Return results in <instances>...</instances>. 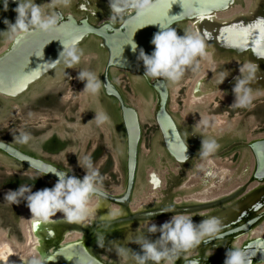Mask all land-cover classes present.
<instances>
[{"label": "rangeland", "instance_id": "rangeland-1", "mask_svg": "<svg viewBox=\"0 0 264 264\" xmlns=\"http://www.w3.org/2000/svg\"><path fill=\"white\" fill-rule=\"evenodd\" d=\"M99 1L101 3L100 14L94 21L97 24L112 18L111 11L105 7L101 0ZM248 1L251 5L256 0H235L233 7L228 12L247 11ZM43 2L47 1L36 0L38 5H43ZM8 5L13 6L8 9H14L17 6L16 4L15 6ZM256 6L257 4L252 9L254 10ZM0 8L4 9L2 4H0ZM60 8L65 10L62 5ZM250 14L251 12L241 13L234 17ZM75 16L79 18L80 14L76 13ZM3 19L14 23L16 15H8ZM174 29L178 35H183L184 32H193L191 24L188 22L181 23ZM7 30L6 26L5 31L0 32V55L16 38V36L6 33ZM90 39L88 43L77 46L83 52L84 57H87V60L85 61L82 57L81 63L75 68L70 69L60 63L40 81L33 84L29 91L20 98L11 99L0 95V141L12 144L37 157L44 156L51 163L73 174L83 176L89 168L94 169L102 177L101 190L116 194L123 191L126 185L127 152L121 119L115 105L103 95L101 86L96 95L89 96L81 93L84 83L77 79L79 70L94 72L99 79L103 68L104 59L94 46L96 42L92 38ZM234 59L235 57H233ZM202 61L203 58L198 57L197 63L186 69L178 81L172 82L160 78L166 82L170 95L169 109L187 143L199 154L202 138H210L217 145L216 149L207 156L197 157L185 166L178 165L167 155L163 147L159 128L153 119L155 92L137 74L112 72V79L124 94L126 101L139 112L143 131L137 180L130 201L126 203L128 205L126 208L129 207L131 211L146 209L150 205L170 207L176 202L178 206H195L202 202L200 197L204 195H218L223 190L232 189L229 193L213 200H206L217 203L213 209L197 211L198 213H184L196 218L209 213L230 210L241 204L248 197L247 195L257 193L259 185L264 188V182L260 184L253 178L255 156L247 146L250 141L264 137V94L253 98L251 103L245 107H234L232 101L227 102L223 98L222 94H225L223 87H215L211 82L216 70L204 74ZM233 64L235 63L232 62ZM99 111H103L109 117V120L101 125H97L93 120L95 112ZM22 134L27 136L26 140H21ZM50 148L53 150L48 151ZM97 152L98 154L94 157ZM224 172L227 173V176L223 175ZM153 173L156 174V177H151L152 182L149 183V175ZM155 181L157 184L153 185ZM55 183L56 180L46 176L41 177L39 172L0 152V234H4L5 240L15 248L27 245L23 229L28 226L26 225L25 212L29 209L23 200L19 205L5 201L4 194L8 190L17 189L19 185L29 186L33 191H36L46 187L51 188ZM158 185L162 187L157 194H153V196L155 195L154 199L150 201L152 190L158 189L159 187H155ZM233 195L236 196L232 197ZM96 199V197L93 198V204ZM261 200L263 208L258 209L256 207L258 203H256L251 213L243 211L239 215H231L225 224H221V232L241 225L251 215L256 216L262 213L264 199ZM100 202L105 203L106 201ZM100 206L102 208L99 214L112 216V211L109 209L108 212L105 204L101 205L100 203ZM126 208L123 210H127ZM121 212L126 214V211L121 210ZM170 216L167 218L169 219ZM113 219L110 218L105 221L106 224L100 225V229L110 228L100 234H96L99 228L98 226L96 228L95 224H84L83 228L79 227L78 229L75 228L73 222L67 220L60 223L54 231L49 228H46L47 231L42 229L40 235L43 241L40 242V245L45 246L46 252H48L44 254V257L49 256L53 250L57 249L56 247L50 249L46 243L52 234L61 235V241L64 243L67 241L70 243L71 241L67 239H76L77 236L82 240L89 236L87 246L91 247L92 254L100 262L121 264L116 255L117 247L138 250V245L134 242L136 237L143 235L154 239L155 237L147 232L151 222L159 225L168 220H134L130 223L125 218V223L121 222L119 226L107 225L114 221ZM154 220L156 221L154 222ZM28 222L30 223V219ZM261 224L242 237L228 243L216 241L201 244L188 253L182 252L175 259V264H185L195 257L198 258L209 253V251L216 253L217 257L219 248L222 249L221 254L225 256L227 249L236 247V244L241 245L248 240L244 243L245 247L241 248L244 249L255 238L263 236L254 234ZM250 234L252 235L249 238L245 237ZM210 246L213 247L212 250L205 251ZM41 254L37 253L35 257L32 256L33 258L27 256L18 264H34V262L39 264L42 259ZM249 257L251 258L249 264H264L257 261L258 259L252 260L250 255ZM196 263L198 264V261ZM129 264H131L130 261Z\"/></svg>", "mask_w": 264, "mask_h": 264}, {"label": "water", "instance_id": "water-1", "mask_svg": "<svg viewBox=\"0 0 264 264\" xmlns=\"http://www.w3.org/2000/svg\"><path fill=\"white\" fill-rule=\"evenodd\" d=\"M113 2L114 0H108L110 6ZM153 3L154 7L148 13L137 15L134 10L128 9L119 13V15H115L114 20L105 21L98 27L90 23L77 25L74 20L70 22L73 26L70 23L61 22L54 33H42L48 42L46 44L45 41H42L47 45L48 52L40 59H36L34 52L29 51L21 54L22 46L27 42L28 36L23 37L25 41H17V44L15 43L7 52H3L0 55V95L17 99L27 93L33 84L40 81L47 73L58 66V64L51 62L56 61L59 52L62 51L60 41L65 43L75 42L79 46L85 43L91 35L104 40L103 47L110 55L105 65L102 81L106 94L117 99L121 106L127 134V155L126 187L123 196L120 199L101 190V194L96 197L100 201L113 204H122V201L128 203L137 180L139 151L142 141L140 115L137 109L125 104L120 93L112 85L109 76L111 68L132 72L137 75L144 74L142 62L137 60L138 51L133 53L131 46L126 45L131 43L132 39L138 46V50L143 48L146 54H150L153 51L151 40L154 33L159 31V25H170L173 28L177 24L191 22L195 25L197 34L205 42V53H208L211 57V70H216L215 76L211 79L215 87H223V93L229 95V97H234L232 87L235 82L234 78L239 75L238 68L244 63H253L258 68L255 78L250 83V87L253 90V94L264 93V47L257 43L258 38L264 40V0L256 1L257 6L251 11L250 15L233 17L227 21H221L216 14L228 11L233 7L235 0H153ZM8 4L15 5L16 3L13 0H8ZM129 10L132 11L127 12ZM173 16H175L174 19L172 18ZM228 36L230 37L228 38ZM233 57H235L234 60ZM232 62L235 64L232 65ZM225 71L229 73L227 78L222 75ZM211 74L213 73L211 72ZM1 75L8 77L7 80L9 82L2 81ZM144 77L147 79L146 76ZM222 79L224 82L220 83ZM147 81L155 92L153 119L159 128L163 147L178 165L185 166L201 155L187 143L169 109L170 95L166 82L160 78H154L153 81L147 79ZM247 146L251 149L256 160L253 178L258 182H264V137L250 141ZM0 152L40 174L44 169L50 170V173L45 176L56 181V174L71 175L51 163L20 151L7 142L0 141ZM155 175L153 173V177H156ZM262 198L264 199V188L259 187L257 193L249 195L236 207L227 211L209 213L206 216L193 218V220L194 222H199L204 218L217 217L221 224H225L231 215H239L243 211L251 213L256 203H258L256 206L258 209L263 208V203H260ZM216 205L217 203H207L184 206L174 208L168 212L162 211L156 215L141 213L133 216L131 221H145L161 214L191 213L207 209L208 207L213 208ZM125 206L127 207V205ZM121 222H123L121 219L114 220L107 225ZM263 222L264 211L257 216H249L246 223L220 232L218 238H213L209 243L216 241L228 243L233 239L242 237ZM251 235H246L245 237L249 238ZM88 237L84 240L71 241L70 243L67 241L66 245L53 251L47 257L41 254L42 259L39 264H104L97 261L96 257L88 252V247H86ZM47 241H49V238ZM244 250L247 251L248 257L249 255L252 256V260L258 259L257 261L264 263V241L254 239ZM221 251L222 249L219 248V256H215L211 260V264H224L225 256L221 254ZM249 260H251L250 257ZM197 261L198 259H191L185 264H197L195 263Z\"/></svg>", "mask_w": 264, "mask_h": 264}, {"label": "clouds", "instance_id": "clouds-1", "mask_svg": "<svg viewBox=\"0 0 264 264\" xmlns=\"http://www.w3.org/2000/svg\"><path fill=\"white\" fill-rule=\"evenodd\" d=\"M16 7L14 23L4 20L7 26L6 33L16 36L17 40L32 34L33 31L52 34L59 25V16L55 11L57 5L68 6L70 0H48L47 9L36 0H13ZM4 11L8 10V0H0ZM114 13H122L128 9L137 15L148 13L154 7L153 0H114L111 4ZM173 19L175 16L172 17ZM156 25V24H151ZM145 27V26H144ZM54 41V40H53ZM59 41V40H58ZM62 51L53 64L63 63L67 68H75L81 63L83 52L75 42L65 43L60 41ZM257 43L264 47V40L258 38ZM131 46V51L137 53V60L142 62L144 76L149 78H162L168 81H178L185 70L197 63L198 57L205 55V42L195 32H184L178 35L170 25H159V31L154 33L151 40L153 51L146 54L143 48L136 43L126 44ZM258 66L253 63H244L238 68L239 75L234 78L232 93L234 105L245 107L253 99L251 81L255 78ZM224 78L229 73L225 71ZM77 79L84 83L81 93L94 96L100 89V81L94 72L79 70ZM222 79L220 83H223ZM97 125L109 120L103 111L95 112L94 119ZM26 135H21V140H26ZM216 142L210 138H202L200 155L207 156L216 149ZM87 167V166H86ZM50 173L44 169L41 177ZM57 181L51 188L33 191L31 187L19 185L15 190H8L3 199L11 204L19 205L23 200L32 217L42 221L49 220L57 213L69 222L80 223L87 220L92 211L93 198L101 194V180L98 171L90 169L82 177L74 175L56 174ZM221 221L217 217H208L194 222L189 214L176 213L163 223H151L147 232L154 236H138L134 242L138 250L124 247L116 248V255L121 264H175V259L180 253H188L198 248L201 244L211 242L218 238L221 232ZM158 234V235H157ZM211 255V253L209 254ZM35 264V262H34ZM224 264H249L246 250L232 247L226 250Z\"/></svg>", "mask_w": 264, "mask_h": 264}, {"label": "flooded vegetation", "instance_id": "flooded-vegetation-1", "mask_svg": "<svg viewBox=\"0 0 264 264\" xmlns=\"http://www.w3.org/2000/svg\"><path fill=\"white\" fill-rule=\"evenodd\" d=\"M47 2L46 3H44L43 5L45 6V10H48L47 9V3H48V0H46ZM101 2L102 3H104L105 4V7L107 8V9H109L110 11H111V13H112V18L111 19H109V20H106L105 19V21H112V20H114L115 19V15H119V14H115L114 12H113V10H112V8H111V6L109 5V3H108V0H101ZM100 5H101V3H100V1L99 0H70V2H69V4H68V6H63V8H65V10H63L62 8H60V6L58 7V6H56L55 7V11L58 13V16H59V23H61V22H67V24H69L68 22H71L72 20H74L75 21V23L77 24V25H84L83 23H90V24H93V25H95V26H100L102 23H104L105 21H103V22H101V23H94V21L98 18V15L100 14ZM15 6V5H14ZM8 7H13V6H9L8 5ZM132 10H129V11H127V12H131ZM126 12V13H127ZM80 14V17L79 18H77V16H75V14ZM16 15V13L13 11V9H8L7 11H4V9H2V8H0V20H1V22H0V32H4L5 31V29H6V25H5V23H4V19H3V17H7L8 15ZM190 24H192L191 22H189ZM181 24V23H180ZM177 26H179V24H177V25H175L173 28H175V27H177ZM192 26V25H191ZM192 28V27H191ZM27 37V36H26ZM25 38V37H24ZM90 38H92L93 40H94V42H96V45H94L96 48H97V50H98V53H99V55L104 59L103 61H104V64H103V68H102V71H101V73H100V76H99V81H100V86H101V89H102V92H103V95L105 96V98L107 99V100H110V102H112L114 105H115V107H116V110H117V112H118V114H119V117H120V119H121V126H122V130H123V132H124V137H125V141H126V139H127V134H126V130H125V125H124V121H123V113H122V110H121V106H120V104H119V102H118V100L117 99H115L114 97H110V96H108L107 94H106V91H105V89H104V85H103V81H102V76H103V73H104V69H105V65H106V63H107V59L109 58V55H110V53L103 47V43H104V40L103 39H101V38H98V37H94V36H90L89 38H88V40L85 42V43H88L91 39ZM19 40H22V41H25V39H23V37H21ZM19 40H17V38H15V40L12 42L13 44H17V41H19ZM12 45V44H11ZM10 45V48L12 47ZM79 48V47H78ZM104 55V56H103ZM142 66H143V64H142ZM144 69V68H143ZM113 71H116V72H119V73H129V74H131L130 72H128V71H124V70H120V69H115V68H111L110 70H109V76H110V79H111V82H112V85L116 88V90L120 93V95L122 96V98H123V100H124V102H125V104L126 105H128V106H132L133 107V105L132 104H130L129 102H127L126 101V99H125V97H124V94L122 93V91L117 87V85H116V83L113 81V79H112V72ZM133 74H135V73H133ZM143 80H144V82L148 85V87L150 88V89H152L153 90V88L149 85V83H148V81H147V79L149 80V81H152L153 80V78H149V77H147V79L143 76V75H139ZM154 91V90H153ZM135 108V107H134ZM142 127V126H141ZM143 132V131H142ZM12 145V144H11ZM14 146V145H13ZM14 147H16V146H14ZM17 149H19L20 151H22V152H24V153H26V154H28V155H30V156H33V157H35V158H37V159H41V160H43V161H45V162H47V163H51L50 162V160L49 159H46V157H37V156H35V155H32V154H29V153H27V152H25V151H23V150H21L20 148H18V147H16ZM51 149V150H50ZM48 151H52L53 150V148H50ZM141 149V148H140ZM126 152H127V144H126ZM167 153V152H166ZM98 154V152L97 153H95V155H94V157H96V155ZM167 155H168V153H167ZM254 163H255V166H256V160L254 159ZM51 164H53V163H51ZM54 166H56L55 164H53ZM57 168H59V169H61V170H64V171H66L67 173H70L71 175H74V176H77V177H81L82 175H79V174H73L72 172H69V171H67L66 169H63V168H60V167H58V166H56ZM182 169V168H181ZM254 171H255V168H254ZM179 173H181L180 171H179ZM182 174V173H181ZM137 175H138V173H137ZM151 177H153V174H151V175H149V183H151L152 181H151ZM171 177H174L173 175L171 176ZM260 184H261V182H259ZM125 187H126V185H125ZM259 187H262V185H259ZM263 188V187H262ZM107 192V191H106ZM124 192H125V189L123 190V191H121L120 193H116V194H114L113 193V195H115V196H117L118 198H120V197H122L123 196V194H124ZM242 192V191H241ZM109 193V192H108ZM111 194V193H110ZM250 195V194H249ZM249 195H247V196H249ZM234 197L236 196V195H233ZM232 196V197H233ZM121 199V198H120ZM101 203V205H104L105 204V206H106V208L108 209V212H109V207L108 206H113V207H115V206H117V208L115 209V212L113 213L112 212V216H109V215H107V216H103V215H97L96 217V220H95V222L93 221L92 223H90V224H95L96 225V228H97V226H98V228L100 227V225H103V224H106L107 222H105L106 220H109L110 218H114L113 220H123V223H125V221H124V219L125 218H127V219H129V220H127L128 222H130L131 223V218L133 217V216H135V215H137V214H141V213H143V214H158L159 212H162V211H171V210H173L174 208H179V207H184V206H181V205H177L178 203L176 202V203H174L175 205H173V206H170V207H157V206H149V207H147L146 209H139L138 211H131V210H129V207L128 208H126V203L125 202H123L122 201V204H113V203H110V202H105V203H103V202H100ZM211 204V203H214V201H202V202H199L198 203V205H201V204ZM155 204V203H154ZM119 206V207H118ZM128 206V205H127ZM102 208V206H100V209ZM127 209V210H123V209ZM208 210H210V209H213V208H211V207H208L207 208ZM121 210L122 211H126V214L124 215L122 212H121ZM205 209H202V210H199L198 212H201V211H204ZM103 212V211H102ZM107 212V211H106ZM197 212V211H196ZM197 212V213H198ZM128 213V214H127ZM193 213H195V212H193ZM196 213V214H197ZM127 215V216H126ZM169 215H173V214H161V215H159V216H157V217H155V218H152V219H147V221H149V220H153V219H158L157 221H159V220H162V219H168L167 217L169 216ZM257 215H259V214H257ZM256 215V216H257ZM66 220V219H65ZM65 220H63V219H58V220H52V224L51 225H49L47 228H49L50 230H52V231H54V230H56V227L60 224V223H62L63 221H65ZM112 220V219H111ZM248 220V219H247ZM246 220V221H247ZM146 221V220H145ZM156 220H154V222H155ZM246 221L244 222V223H246ZM104 222V223H103ZM74 224H75V228H78L79 229V227H82L83 226V224L82 223H75V222H73ZM152 223V222H151ZM80 224H82V225H80ZM93 224V225H94ZM109 224V223H108ZM119 224L120 223H117V224H114V225H118L119 226ZM243 224V223H242ZM93 225H90V226H93ZM113 225V226H114ZM104 227V226H103ZM95 228V229H96ZM256 228V227H255ZM255 228H253V229H255ZM107 229H110L109 227H107V228H102V229H97V231H96V234H100L102 231H104V230H107ZM252 229V230H253ZM229 230V229H228ZM75 231H77L78 232V230H75ZM227 231V230H226ZM79 239V238H78ZM77 239V240H78ZM255 239H258V240H261V241H264V236H261V237H257V238H255ZM62 240V236L61 235H59V234H55V235H53L52 234V237H50L49 238V241H47V244H48V247H50V249L52 248V247H56L57 249H59L60 247H62L65 243L64 242H62L61 241ZM79 240H81V239H79ZM248 240H246V241H244L243 243H241V245H237L236 244V247H238V248H242L243 246H244V243L245 242H247ZM61 243V244H60ZM86 247H88L87 246V244H86ZM245 247V246H244ZM211 248H213V247H207L206 249H205V251H207V250H212ZM57 249H55V250H57ZM55 250H53V251H55ZM52 251V252H53ZM51 252V253H52ZM88 252L90 253V255H92V256H94L93 254H92V252H91V249H90V246L88 247ZM218 252H219V250H218ZM211 253V255H209ZM216 256V253H213V252H211V251H209V253H206L205 255H201L200 257H195V258H193V259H198V262H199V264H211L212 262H211V260L212 259H214V257ZM96 260L97 261H99V259L98 258H96ZM208 260H209V262H208ZM196 263V262H195Z\"/></svg>", "mask_w": 264, "mask_h": 264}, {"label": "bare ground", "instance_id": "bare-ground-1", "mask_svg": "<svg viewBox=\"0 0 264 264\" xmlns=\"http://www.w3.org/2000/svg\"><path fill=\"white\" fill-rule=\"evenodd\" d=\"M257 1V0H256ZM256 1L254 3H252L251 5L249 4V1L247 2L248 5H247V11H238V13H236V11L234 12H228V11H223V12H219L218 14H216L217 18L220 19L221 21H227L228 19L238 15V14H248L250 13L251 11H253V7L256 5ZM70 23V22H68ZM72 26L73 24L70 23ZM192 26V30L193 32L197 33L196 31V28H195V25L194 24H191ZM75 27V26H74ZM73 28V27H72ZM35 34V35H34ZM44 34L40 33V32H35L33 31L31 35H28L27 37V42L24 43V45L22 46V53L21 54H25L26 52H34V54L36 55V59H40L44 54H46V52H48V48H47V40L43 37ZM230 36H228L229 38ZM42 41H45L42 42ZM13 42V41H12ZM11 42V46H13L14 44ZM21 48V47H20ZM10 49V45L7 47V49L4 51V52H7V50ZM203 58V61L201 62V64L203 65V73L207 74L210 70H211V66H212V63H211V57L208 53H205V55L202 57ZM116 69V68H115ZM202 76V75H201ZM1 79L2 81H6L7 83L9 82L7 79L8 77L4 76V75H1ZM197 80V79H196ZM193 87V86H192ZM220 95V93H218ZM264 93H257V94H253V98L255 97H258V96H261L263 95ZM5 98H7L6 96L4 95H1ZM173 96V95H172ZM223 98L225 99V101L227 102H234V97H229L228 95H225V94H222ZM214 97V96H213ZM212 98V97H211ZM210 104V103H209ZM232 105H234V103H232ZM234 107H237L234 105ZM175 108V107H173ZM199 110V109H198ZM208 117V116H207ZM212 117V116H211ZM209 119H211L210 117H208ZM218 119V118H217ZM143 122V120H142ZM224 171V170H223ZM167 173V172H166ZM227 173L224 172L223 175L224 176H227L226 175ZM229 175V174H228ZM230 176V175H229ZM173 178V177H172ZM162 181V180H161ZM192 181V180H191ZM157 184V181H155L153 183V185H156ZM256 184V183H255ZM165 185V184H164ZM163 185V186H164ZM255 186V185H254ZM156 188L159 187L158 186H155ZM154 187V188H155ZM162 186H160L158 189H154L152 190V193L150 195V201H152L154 199V196L153 194H157L160 189H161ZM165 187V186H164ZM253 188V187H251ZM232 190V189H231ZM231 190H228V191H222L221 194H210V195H204L202 197H200L201 201H206V200H209V199H214L218 196H221V195H224V194H227L229 193ZM220 193V192H219ZM180 201V200H179ZM110 211H114L117 206L113 207V206H108ZM119 207V206H118ZM26 213V216H27V222H26V225H28L27 227H25L23 229L24 231V235L27 239V245L24 247H18V248H15L13 245H11L6 239V237L4 236V234H0V264H18L20 261H22L23 258L25 257H35V255L38 253V254H47L48 252H46V247L45 246H41L40 245V242H42V237L40 235V232H42V229L45 231H47V225L48 224H52V220H58V219H64V217L61 215V214H56L55 216H52L49 220L47 221H42L40 220L39 218H36V217H32L31 216V213L29 212V210H27ZM100 200L97 198L95 203L92 204V211H91V214L89 216V218L83 222H80L82 223L83 225H88V223H92L93 221L95 222L96 220V216L97 215H100ZM111 213V212H110ZM113 215V214H112ZM30 219V223L28 222V220ZM35 224V227L33 226ZM80 224V225H82ZM94 224V223H93ZM45 227V228H44ZM47 228V229H46ZM83 228V227H82ZM254 234H258V235H263L264 236V222L260 225V227H258L256 229V231H254ZM48 235V234H47ZM79 236H77L76 239H78ZM76 239H67L69 241H75ZM243 240V239H242ZM19 246V245H18ZM91 248V247H90ZM55 249V248H54ZM42 257V255H40ZM32 257V258H33ZM40 259V258H39Z\"/></svg>", "mask_w": 264, "mask_h": 264}, {"label": "snow or ice", "instance_id": "snow-or-ice-1", "mask_svg": "<svg viewBox=\"0 0 264 264\" xmlns=\"http://www.w3.org/2000/svg\"><path fill=\"white\" fill-rule=\"evenodd\" d=\"M33 226L35 227V224Z\"/></svg>", "mask_w": 264, "mask_h": 264}]
</instances>
